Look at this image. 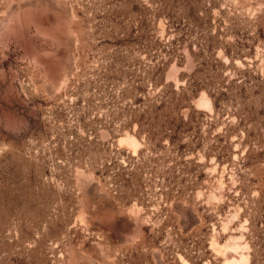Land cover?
Masks as SVG:
<instances>
[{
	"label": "rangeland",
	"instance_id": "obj_1",
	"mask_svg": "<svg viewBox=\"0 0 264 264\" xmlns=\"http://www.w3.org/2000/svg\"><path fill=\"white\" fill-rule=\"evenodd\" d=\"M0 264H264V0H0Z\"/></svg>",
	"mask_w": 264,
	"mask_h": 264
}]
</instances>
